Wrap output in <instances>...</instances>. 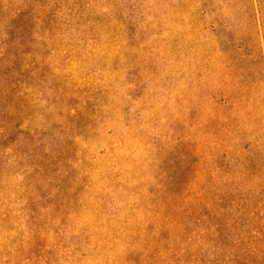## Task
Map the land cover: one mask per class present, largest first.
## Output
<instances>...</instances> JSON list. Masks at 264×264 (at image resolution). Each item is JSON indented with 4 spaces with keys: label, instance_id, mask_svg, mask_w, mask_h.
I'll list each match as a JSON object with an SVG mask.
<instances>
[{
    "label": "rangeland",
    "instance_id": "obj_1",
    "mask_svg": "<svg viewBox=\"0 0 264 264\" xmlns=\"http://www.w3.org/2000/svg\"><path fill=\"white\" fill-rule=\"evenodd\" d=\"M0 264H264V0H0Z\"/></svg>",
    "mask_w": 264,
    "mask_h": 264
}]
</instances>
